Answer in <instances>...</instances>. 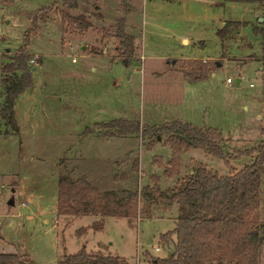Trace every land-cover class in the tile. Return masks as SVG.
Listing matches in <instances>:
<instances>
[{
    "label": "rangeland",
    "instance_id": "374dc122",
    "mask_svg": "<svg viewBox=\"0 0 264 264\" xmlns=\"http://www.w3.org/2000/svg\"><path fill=\"white\" fill-rule=\"evenodd\" d=\"M50 4V10L39 11ZM61 11L83 13L90 26L67 27ZM34 14L35 28L27 30ZM119 16L135 43L127 66L113 50ZM222 19L246 22L219 36L214 30ZM253 25L264 30V0H223L211 6L201 0H158L143 8L141 0H75L73 5L0 0V72L22 45L25 30L31 68V84L13 105L17 131L0 117V251L14 247L30 264H55L82 246L121 255L130 264L167 255L171 238L161 233L172 227L175 203L152 205L140 196L136 217L57 214V177L83 176L102 190H139L155 180L164 190L195 161L227 174L221 158L199 147L180 151L176 168L167 172L172 150L164 133L146 147V136L118 133L102 122L123 118L156 125L173 116L216 128L223 152L254 146L264 138V43ZM180 32L205 45L203 40L182 42ZM194 59L212 68L202 79H192L195 72L191 79L181 75ZM214 59L220 63L214 65ZM252 157L230 158V165L239 169ZM99 219L101 226L94 229ZM243 219L257 233L256 264H264V168L260 193L244 209Z\"/></svg>",
    "mask_w": 264,
    "mask_h": 264
},
{
    "label": "trees",
    "instance_id": "16d2710c",
    "mask_svg": "<svg viewBox=\"0 0 264 264\" xmlns=\"http://www.w3.org/2000/svg\"><path fill=\"white\" fill-rule=\"evenodd\" d=\"M73 5L75 0H61ZM51 5L39 7V11L51 9ZM60 19L67 27L86 30L90 21L83 13L69 14L61 11ZM27 29L34 30L37 16L34 14ZM246 21L227 19L216 30L219 36L244 26ZM254 34H260L264 43V30L252 26ZM225 34V35H226ZM23 43L8 56L1 65L0 117L5 124L17 131L14 116V101L18 94L31 84V68L28 66L29 54L26 46L29 34L23 33ZM114 56L127 66L133 60L135 43L132 34L124 27V18H116L113 32ZM213 64L220 61L214 59ZM187 68L181 70L184 77L202 79L210 71L208 62L197 59L187 62ZM195 70V71H193ZM191 79V78H190ZM102 126L114 127L118 133H138L146 136V147L165 134L163 141L170 146L172 157L165 171L175 169L178 153L189 147H199L205 152L222 159L227 167V174L195 161L192 171L176 180L167 189L160 190L153 181L139 190L113 189L98 190L83 176L70 178L60 175L56 180V213L78 216L83 213L98 216L136 217L139 214L140 196L151 203H175L176 212L172 227L161 233L170 237L171 251L164 256H155L152 264H256L257 233L243 219V211L260 193V179L264 168V138L254 146L235 149L233 153L223 152L219 146L221 140L218 130L211 126H197L188 121L171 119L156 125L140 123L136 119L114 118L102 122ZM88 131L90 128L87 129ZM85 131V130H84ZM83 131V133H85ZM264 133V128L260 130ZM252 160L239 169L230 165V158L239 155H252ZM137 163L133 164L136 168ZM154 179V178H153ZM150 203V202H148ZM101 219L92 223L94 229L101 226ZM247 223V225L245 224ZM146 253V251H144ZM144 257L145 254H144ZM147 261V258H145ZM148 262V264H150ZM0 264H30L26 254L16 251H0ZM55 264H130L118 254H103L96 249L83 246L71 253H64Z\"/></svg>",
    "mask_w": 264,
    "mask_h": 264
},
{
    "label": "crops",
    "instance_id": "0c3cea01",
    "mask_svg": "<svg viewBox=\"0 0 264 264\" xmlns=\"http://www.w3.org/2000/svg\"><path fill=\"white\" fill-rule=\"evenodd\" d=\"M154 1H158V0H154ZM153 0H141V5H142V8H143V5H145L146 3H149V2H154ZM169 1V0H168ZM201 1H203V3H205V4H208V5H219V4H222V1L223 0H201ZM144 14H147V12L146 13H144ZM142 16H143V13H142ZM205 17V16H204ZM224 21H225V19H222L221 21H217L218 23L216 24V26H215V28L216 29H218L223 23H224ZM216 29L214 30V32L216 33ZM134 34V33H133ZM228 34V33H227ZM178 36H179V38L182 40V42H184V40H185V42H189V41H192V44L193 43H195V42H197L198 40H203V39H196V40H191V39H189V36L187 35V33H185V32H180V33H178ZM217 36V35H216ZM217 39H218V43H220V40H219V37L217 36ZM196 44V43H195ZM205 45V43H204V40H203V44H202V47ZM220 45V44H219ZM201 47V46H200ZM218 49V45H217V47H216V49L215 50H213V51H216ZM180 57H184L183 55H180ZM205 57H210V56H205ZM211 58V57H210ZM125 66V65H124ZM179 73V72H178ZM182 75V74H181ZM183 76V75H182ZM235 78H237V81L239 80V78L238 77H235ZM235 78H234V80H235ZM236 81V82H237ZM176 114V113H175ZM175 116V115H174ZM171 117V119H173V116H170ZM168 118V120H163V121H169V120H171V119H169V117H167ZM174 118H178V113H177V115H176V117H174ZM162 122V121H161ZM192 166L189 168V172H191L192 171ZM214 170V169H213ZM216 171V170H215ZM189 172H187V173H189ZM184 174H186L185 172L182 174V176L184 175ZM180 178V177H179ZM178 177H177V179H179ZM176 179V180H177ZM89 181V180H88ZM93 184V183H92ZM94 185V184H93ZM98 189V188H97ZM98 190H102V189H98ZM114 190V189H113ZM119 190H121V189H117V190H115V191H119ZM126 190H128V189H126ZM139 202H140V200L138 201V207H139ZM152 205L154 204V203H151ZM155 204H158V203H155ZM172 203H169V204H164V205H171ZM166 207V206H165ZM176 212V211H175ZM17 213V212H16ZM174 215H175V213L173 214V215H171V219L173 220V217H174ZM25 216L26 217H30V214H25ZM138 216V215H137ZM100 217V216H99ZM102 217V216H101ZM148 218H150V217H146V219H148ZM4 242H5V240H4ZM12 251H16V248H14V247H12ZM18 253H22L21 251H19Z\"/></svg>",
    "mask_w": 264,
    "mask_h": 264
},
{
    "label": "built area",
    "instance_id": "2783aa9c",
    "mask_svg": "<svg viewBox=\"0 0 264 264\" xmlns=\"http://www.w3.org/2000/svg\"><path fill=\"white\" fill-rule=\"evenodd\" d=\"M140 58H142V55H140ZM71 60H73V58H71ZM225 81L230 82L231 79H230L229 77H226V78H225ZM249 84H251V83L249 82ZM19 204H20L21 206H24V203H23L22 201L19 202ZM154 248H155V249H158V246H155Z\"/></svg>",
    "mask_w": 264,
    "mask_h": 264
},
{
    "label": "water",
    "instance_id": "95a60500",
    "mask_svg": "<svg viewBox=\"0 0 264 264\" xmlns=\"http://www.w3.org/2000/svg\"><path fill=\"white\" fill-rule=\"evenodd\" d=\"M235 81H237V78H235Z\"/></svg>",
    "mask_w": 264,
    "mask_h": 264
}]
</instances>
